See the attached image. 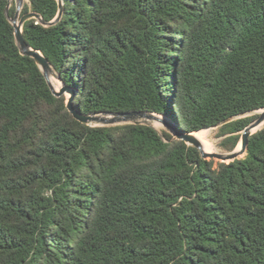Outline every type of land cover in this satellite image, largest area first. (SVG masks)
<instances>
[{
  "label": "trees",
  "instance_id": "16d2710c",
  "mask_svg": "<svg viewBox=\"0 0 264 264\" xmlns=\"http://www.w3.org/2000/svg\"><path fill=\"white\" fill-rule=\"evenodd\" d=\"M27 20L83 113L220 125L232 151L264 108V0H62ZM0 0V264H264V127L204 159L152 125L90 126L16 43ZM45 22L59 0H29Z\"/></svg>",
  "mask_w": 264,
  "mask_h": 264
},
{
  "label": "water",
  "instance_id": "95a60500",
  "mask_svg": "<svg viewBox=\"0 0 264 264\" xmlns=\"http://www.w3.org/2000/svg\"><path fill=\"white\" fill-rule=\"evenodd\" d=\"M16 2H17V7H16L17 11L15 14V17L10 18L9 16L10 4L6 8V14L10 22L14 26L15 40L20 49V52L24 55H28L35 59L36 63L42 70L54 95L61 96L65 93L69 94V97L67 98V101H66V107L75 119H77L78 121L82 123L90 125V126H110V125L127 124V123L148 124L147 119H156V120H160L164 122L161 118L156 116L154 112L126 111V112L112 113V112L103 111V112L83 113L81 110L76 108V106L74 105V96H75L74 90L70 86L64 85L63 83H62V86L59 88V90H56L54 88V86L52 85L50 81V75L51 74L55 75L58 79H60V77L57 75L56 71L52 67L49 59L40 50H37L31 47L26 41L24 34H23V25L29 19L35 18L39 22L45 25L57 22L63 14L62 0H59V12H58L57 17L53 21L48 22V23L45 22L42 19L41 15L35 11H30L20 16V10L23 6V0H16ZM258 111H259L258 117L255 120H253L241 133L240 142L242 144V148L240 151H236V148H237L236 147L234 150L229 151V152L210 153L206 151L202 141L194 135V132H187V133L180 132L178 130V127L175 124H172L169 126L172 128L174 137L176 139L184 140L188 145H192L198 148L200 150L201 156L204 159L215 158V159L220 160L221 162H230V161H234L235 159L240 158L241 155H244L246 153L247 148H248L249 138L252 134L255 133L253 132V129L257 128L264 122V108H261ZM232 119H227L223 121L220 125H223L231 121ZM95 124H100V125H95Z\"/></svg>",
  "mask_w": 264,
  "mask_h": 264
},
{
  "label": "rangeland",
  "instance_id": "374dc122",
  "mask_svg": "<svg viewBox=\"0 0 264 264\" xmlns=\"http://www.w3.org/2000/svg\"><path fill=\"white\" fill-rule=\"evenodd\" d=\"M11 1H14L16 7H17V2L16 0H11ZM25 4H29V0H23V6L22 8L24 7ZM22 8L20 10V15H21V11H22ZM12 18V17H10ZM50 78L53 79V82L54 84L53 85H57L58 88H60L62 86V82L60 79H58L55 75H50ZM51 80V79H50ZM65 96H66V100L67 98L69 97V94L68 93H65ZM259 109L255 110V111H251V112H248V113H245L241 116H249V115H254V114H258ZM156 116H158L159 118H161L164 122H158L156 121L155 119H147V123L154 126L159 132L160 134H162L164 136V133L165 132H170L173 137H174V133H173V130L172 128L169 126V125H172L173 124V121L171 120L170 117L166 116V115H163V114H158V113H155ZM155 123H157V126L155 125ZM95 125H100V124H95ZM116 125H121V124H116ZM110 126H113V125H110ZM219 128H220V125L218 126H214V127H210V128H205V129H208L207 133H206V137L205 139H207L206 143L210 146L212 152H229L228 150L224 149L223 146H222V141L224 139V136H219ZM263 128V127H262ZM261 128V129H262ZM199 131H197L195 134L196 136L197 133ZM242 133V132H241ZM199 137V136H198ZM175 138V137H174ZM200 138V137H199ZM241 140V139H240ZM237 147V146H236ZM234 150V149H233ZM245 155V154H244ZM244 155H242L240 158L244 157ZM210 160V159H209ZM213 166L214 167H217L218 166V163L221 162L220 160L218 159H215L213 158Z\"/></svg>",
  "mask_w": 264,
  "mask_h": 264
},
{
  "label": "bare ground",
  "instance_id": "6f19581e",
  "mask_svg": "<svg viewBox=\"0 0 264 264\" xmlns=\"http://www.w3.org/2000/svg\"><path fill=\"white\" fill-rule=\"evenodd\" d=\"M50 79H51V80H50L51 83L54 84L53 79H52V78H50ZM53 84H52V85H53ZM53 86H54V88H55L56 90H59V88H58L57 85H53ZM149 120H150V119H149ZM155 120H156V119H155ZM156 121H158L159 123L162 122V121H160V120H156ZM155 125L157 126V123H155ZM262 127H264V122H263L260 126H258L257 128L253 129V132L258 131V130L261 129ZM207 131H208V129H202V130H199V132L197 133V135H198L200 138H199L198 136H196V134H195L197 131L194 132V135L202 141V143H203L204 148L206 149V151H208V152H210V153H214V152H212L210 146L206 143L207 139H205V137H206V133H207ZM205 140H206V141H205ZM241 148H242V144H241V142H239V144H238V146H237V148H236V151H240ZM241 156H242V155H241Z\"/></svg>",
  "mask_w": 264,
  "mask_h": 264
}]
</instances>
